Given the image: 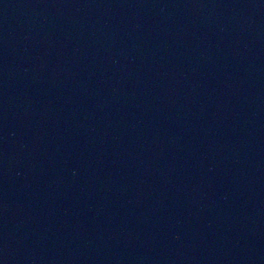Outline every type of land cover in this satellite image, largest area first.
Here are the masks:
<instances>
[{
	"label": "water",
	"instance_id": "95a60500",
	"mask_svg": "<svg viewBox=\"0 0 264 264\" xmlns=\"http://www.w3.org/2000/svg\"><path fill=\"white\" fill-rule=\"evenodd\" d=\"M0 264H264V0H0Z\"/></svg>",
	"mask_w": 264,
	"mask_h": 264
}]
</instances>
